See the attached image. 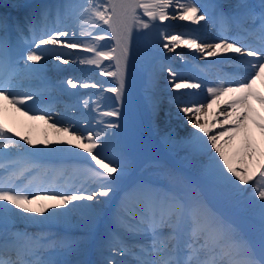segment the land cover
Listing matches in <instances>:
<instances>
[{
  "label": "snow or ice",
  "instance_id": "6c2138e0",
  "mask_svg": "<svg viewBox=\"0 0 264 264\" xmlns=\"http://www.w3.org/2000/svg\"><path fill=\"white\" fill-rule=\"evenodd\" d=\"M224 7L197 0H80L37 13L27 0H0V264H90L67 257L86 254L97 236L98 251L108 253L98 264H129L125 257L135 264H264V0L259 13L244 0L231 15ZM64 15L74 17L82 39L58 25ZM170 19L195 26L192 31L210 22L228 31L235 23L255 39L169 34ZM257 19L258 26H245ZM135 32L155 34L161 57L175 53L184 60L177 52L184 47L206 62L201 72L234 62L240 73L208 81L163 63L152 69V87L155 76L167 74L169 103L191 129L178 138L170 130L163 139L195 161L192 170L152 161L155 178L135 173L137 158L122 126ZM49 60L95 68L114 84L76 77L52 84ZM22 81L69 94L97 90L80 101L93 119L61 116L43 103L41 88ZM99 93L112 94L114 106L105 108ZM145 103L158 117L155 91ZM53 161L71 164L55 168ZM17 221H75L82 235L29 233L16 229Z\"/></svg>",
  "mask_w": 264,
  "mask_h": 264
},
{
  "label": "bare ground",
  "instance_id": "6f19581e",
  "mask_svg": "<svg viewBox=\"0 0 264 264\" xmlns=\"http://www.w3.org/2000/svg\"><path fill=\"white\" fill-rule=\"evenodd\" d=\"M29 1H35L37 4H39V7H42L44 5H46L47 3H53V7H55L56 5H59V4H66V3H69L70 0H66V1H61V0H29ZM27 1V2H29ZM228 1V3L230 5H233L234 3L236 4L237 2H239V0H226ZM5 2H8V0H5ZM80 0H78L76 3H79ZM31 5V4H30ZM33 7V5H32ZM37 11V10H36ZM39 11H37L38 13ZM71 17V16H70ZM71 24L68 25L69 27L73 28L74 30L77 31V37L76 39H82L80 36H79V27L76 26V22H75V19L74 17H71ZM182 22L184 21H179L178 19H170L168 22H165L166 25H168V32L169 34L171 33H188V31L185 29L184 26H182ZM64 24H59V26H63ZM191 29H193L195 26L193 25H190ZM99 31V30H98ZM195 34H191L190 36H197L199 37L201 40L203 39H206V38H203V35H200L201 33V28L198 29L197 31H194ZM200 35V36H198ZM138 37V40L137 41H134L132 43V46H133V54H134V57H135V60H136V63L138 64V66L147 73V80L145 82V86L143 88H141L138 92L139 94H141V101L142 103L144 102L145 103V97L146 95H149L152 91H155L156 92V96L158 98H161V100H163L164 102H166L169 106H165L163 105V108L164 110H160V113H166V114H169V115H166L167 117L163 118V119H160L159 121H157V117L155 119H153L152 115L149 113L148 111V108L146 106V111H147V115L149 116V120H150V123L148 125V128H149V132L151 134V136L154 138L153 140L155 141L154 144H161V145H165L167 146L168 144H172L174 142H169L165 139H163L164 137V134L165 132H168L170 130H174L173 131V135L174 137H185L187 135V133L191 130L190 129V126L186 125L183 123L182 121V118H179L176 114V110L173 106L170 105L169 103V90H166L165 92H159L156 90V86H159V88H166L168 89V85H167V82H166V73L162 74V75H159V76H155L154 77V84H155V87H152V84H153V72H152V69L155 65L159 64V63H165L167 66H171L173 67L174 69L178 70V71H181L184 73V75L188 78H193L192 74L187 71V70H179L177 68H175L170 62H169V59H173L175 57L178 58V56L175 54V53H169L167 56L169 57L168 60H166L165 58L166 57H161L159 56L155 50H154V41H155V34L153 35H147L146 33H141ZM83 39H87L86 37H84ZM216 41V40H214ZM102 44L104 43H109V42H101ZM184 47H181L180 49H177V52H180V53H183L185 54V50H183ZM191 52V51H190ZM83 54V53H82ZM108 62L106 61L105 64H107ZM55 62L52 61V60H49L47 62V66H49L51 68H55L53 66H55ZM58 67H60V69L57 70V73L62 76V75H68L67 77H76V78H84V79H92V80H97V81H101L105 84V86L107 85H112L114 81H112L111 78L109 77H101L99 76L97 73H98V70L95 69V68H90V67H81V66H78V65H75V64H70V65H56ZM67 68V69H66ZM129 77H130V82L132 84H135V81H134V75L132 74V71L129 69ZM141 87V86H140ZM200 92V96L199 97H196L197 99H202L204 97V91L203 89L202 90H198ZM75 92V95L74 96H71L70 97V100L74 101L77 105L73 104L72 107L70 106L71 103L68 102V101H64L63 102H60L59 105H65L66 108H68V110L70 108H74V109H70L69 112H72V113H76V114H72L71 116L73 118H76V119H88L89 121H91L94 117V113H91L87 110H85L82 106H81V99L84 98V97H87V96H92L93 98H95L98 93H97V90L95 89H76L74 90ZM104 93H99V95L101 96V102L103 104V106L105 108H111L114 106V101L111 100L109 97H105L103 96ZM106 94V93H105ZM159 95H161V97H159ZM146 105V103H145ZM76 108V109H75ZM78 108H81L82 112L79 113L78 111ZM85 111H84V110ZM170 114H173V116H170ZM65 118H67L68 116L67 115H61ZM150 138L149 137H146L144 139V142H143V146H140V148L138 149L139 154L137 155V165H142L141 162H142V158L140 157L145 149H146V143L147 141L149 142ZM182 152V151H181ZM185 152H183L182 154L180 155H176L175 159L179 162H183V167L185 169H188V170H192L195 166V161H193L192 159H185ZM71 162V161H69ZM160 162H163L167 165H173L171 164L169 161H160ZM150 164V162H147L145 163L143 166V168L145 167H148V171H149V176H151L152 178H155L156 176V173L154 171L153 168L149 167L148 165ZM115 206V203H113V205L111 207H114ZM111 210V208L109 209V211ZM245 219L248 220V218L245 216ZM21 223H24L22 221H20ZM73 226V228H72ZM74 226L76 228H74ZM35 229L38 230V231H48V230H52V229H55V230H58L60 231L61 234H69L70 236L72 237H76V232H80L79 228L76 226V222L73 221L72 223H69V224H55V225H52V226H48V227H44V226H38V225H35ZM70 230H74L76 232H73V231H70ZM96 246V245H95ZM108 255L107 253H104L103 254V258L104 256ZM83 257H84V254H80L77 256V260H83ZM74 262V261H72Z\"/></svg>",
  "mask_w": 264,
  "mask_h": 264
},
{
  "label": "rangeland",
  "instance_id": "374dc122",
  "mask_svg": "<svg viewBox=\"0 0 264 264\" xmlns=\"http://www.w3.org/2000/svg\"><path fill=\"white\" fill-rule=\"evenodd\" d=\"M140 33H144V32H135L134 33V36H133V41H132V43L136 40H138V37L137 36H139L140 35ZM139 34V35H138ZM132 48H133V46H132ZM133 51V49H131V52ZM132 54H133V52H132ZM134 55V54H133ZM166 56H167V54H166ZM166 56H164V57H166ZM180 61V60H179ZM183 61V60H182ZM185 62V61H184ZM138 78V76H136V77H134V79L136 80ZM157 89L158 90H160V91H165V90H168V89H166V88H159V86H157ZM159 97H161V95H159ZM160 99V98H159ZM128 101L130 102V105L132 106V107H130V108H128V107H126V106H124V108L122 109V111H123V113H124V119H123V125H126V126H129V130H128V132H131V138H128L127 137V141L130 143V147L134 150V148L136 147V149H137V151H138V149L140 148V146H142L141 145V143H142V141L144 140V138H146V135H147V130H146V128H147V126H146V122H147V120L148 119H146L147 117H146V115H144L145 113H144V109H143V107H142V105H141V100L138 98V96L137 95H134L132 92H131V90L130 89H128ZM168 107V106H167ZM131 111V112H133V114H134V116L137 118V121H138V123L136 124V126L134 127L133 126V124H129L128 123V119H127V117H128V111ZM160 110H164V108L161 106L160 107ZM166 113H159V116L157 117V121H159L160 119H163L164 117L166 118L167 116L165 115ZM170 116H173V114H170ZM139 124L141 125V126H139ZM126 129V128H125ZM148 129V128H147ZM163 148H165L164 150H165V152L166 153H168L170 156H171V158H169V157H167V155L165 156V154L164 153H160V156L161 157H159V158H163V159H169L170 161H172L173 159L172 158H174L175 159V157H176V155H180V154H182L184 151H180V150H178V149H176L175 147H174V143H172V144H168L166 147H163ZM163 152V151H162ZM148 154V153H147ZM146 154V155H147ZM159 156V155H158ZM156 157V156H155ZM176 160V159H175ZM176 162H177V164H179L181 167H183V162H178L177 160H176ZM184 168V167H183ZM244 219H245V217H244ZM246 220V219H245ZM247 221V220H246ZM248 222H250V223H254L253 221H248Z\"/></svg>",
  "mask_w": 264,
  "mask_h": 264
}]
</instances>
